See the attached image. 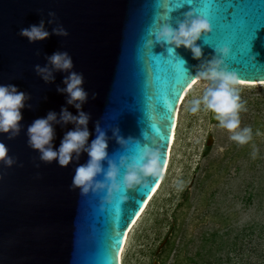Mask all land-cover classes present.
Returning a JSON list of instances; mask_svg holds the SVG:
<instances>
[{"label": "water", "instance_id": "1", "mask_svg": "<svg viewBox=\"0 0 264 264\" xmlns=\"http://www.w3.org/2000/svg\"><path fill=\"white\" fill-rule=\"evenodd\" d=\"M252 2L259 24L264 0ZM189 13L181 9L156 23L154 0H0V85H14L27 97L19 134L11 139V133L0 134L12 161H0V264H121L126 234L167 167L180 100L202 66L219 58L217 48L228 47L225 64L239 82L264 83V26L256 29L249 47L236 43L232 25L221 22L218 31L210 22L207 36L214 37L215 46L201 36L198 59L189 49L156 42L154 34L162 25L176 28ZM41 21L46 39L29 42L20 35ZM61 29L67 34L54 32ZM54 53H67L72 68L56 70L49 60ZM169 61L176 65L177 79L168 73ZM37 66L47 67L52 78L46 82ZM71 72L83 77L87 93L79 109L75 104L80 102L69 104L62 91ZM62 109L88 116L85 149L74 153L66 167L42 161L28 139V127L54 112L51 146L58 149L66 133L78 127L60 120ZM100 132L106 157L85 193L73 186V176L89 162L86 149ZM145 148L160 151L159 174L127 188V170L142 163ZM112 166L118 169L119 190L110 194L107 172Z\"/></svg>", "mask_w": 264, "mask_h": 264}, {"label": "rangeland", "instance_id": "2", "mask_svg": "<svg viewBox=\"0 0 264 264\" xmlns=\"http://www.w3.org/2000/svg\"><path fill=\"white\" fill-rule=\"evenodd\" d=\"M209 83L212 82L196 83L180 106L166 175L159 190L128 234L121 264H153L154 261L158 264H176L180 254V240H183L182 235L185 234L186 240L192 236L194 242L186 245L185 250L181 252V258L189 257L202 264L199 254L206 255L203 250V237L212 229L221 226L218 220L220 218H212L211 213L232 211L235 214L231 222L234 227H238L252 215L251 212L246 214L242 211L241 203L237 199L249 178L248 158L238 159L241 170L237 172L233 168L228 175H222L219 183L216 182L219 175L213 174L214 181L209 180L197 189L194 186L195 180L204 176L203 168L207 164L225 160L226 152L235 145V141L230 139L231 133L219 127L212 119L211 112L205 110L203 105L196 113L191 112V101L202 96ZM247 84L250 83L237 86L241 103L263 100V116L259 122L264 127V85ZM244 111L245 109L241 110L239 114L241 128L244 127ZM261 143H264V138L259 140V144ZM207 147L211 148V152L204 156ZM254 151L256 152L255 148ZM212 192L216 193L215 198H208ZM173 227L178 229L175 235L172 233ZM169 240L174 243L173 248L161 253L162 247ZM213 263L215 264L214 261Z\"/></svg>", "mask_w": 264, "mask_h": 264}, {"label": "clouds", "instance_id": "3", "mask_svg": "<svg viewBox=\"0 0 264 264\" xmlns=\"http://www.w3.org/2000/svg\"><path fill=\"white\" fill-rule=\"evenodd\" d=\"M211 31L209 22L201 17L193 16L189 13L186 18L172 28L168 24L162 25L155 32L156 42L163 41L175 48L184 47L191 50L194 58H200L201 48L197 41L201 36H207ZM56 34L66 35L62 29ZM20 35L27 38L29 42L41 41L49 36L44 29V23L31 25L28 28L20 30ZM219 58L211 60L203 70L197 74L198 80L210 81L207 84L202 96L191 101V112L196 113L201 105L207 111L214 113V119L218 121L219 127L226 129L231 133L230 139L240 145L249 143L253 138L252 128L250 126L240 127V112L244 110V104L241 103L238 84L239 77L235 72L228 70L225 61L229 56V48H217ZM50 63L56 70L68 71L72 68L71 57L67 53H54L50 58ZM37 73L47 82L52 78V74L47 67L37 66ZM83 77L80 74L71 72L65 80L66 87L62 90L69 96L68 103H76L77 109L80 104L86 100L87 93L82 88ZM58 91H60L58 89ZM26 94L18 91L14 85H0V134L11 133L9 139L19 134L20 121L22 120L21 110L25 107ZM56 113L50 112L45 118L35 120L28 127L29 145L40 153L41 160L52 162L55 160L59 166L66 167L73 159V154L79 155L82 149H85L89 132L87 130L88 116L80 112L78 116H72L66 109L61 110L60 120L64 123H75L78 127L69 131L64 136L58 149L54 150L51 142L54 137L52 127L53 121H56ZM99 132V129H97ZM256 135H260L257 131ZM106 141L104 134L100 132L97 138L87 147L89 162L86 165L76 169L73 176V186L80 188L87 193L92 186L93 178L101 171L100 162L106 157ZM255 151L253 156L255 157ZM142 163L129 166L124 178V184L127 188L133 185L142 184V177H154L159 174L161 154L160 151L145 148L140 157ZM0 161L11 164V158L8 157V149L0 142ZM118 169L112 166L107 172V179L111 182L109 193L119 190V185L115 178ZM147 183L143 184L146 187ZM97 188H103V184H97Z\"/></svg>", "mask_w": 264, "mask_h": 264}, {"label": "trees", "instance_id": "4", "mask_svg": "<svg viewBox=\"0 0 264 264\" xmlns=\"http://www.w3.org/2000/svg\"><path fill=\"white\" fill-rule=\"evenodd\" d=\"M242 103L245 109L242 113V125L252 128V140L244 145L235 142V145H232L230 150L226 152L225 160L207 164L202 170L204 176H199L195 180L194 186L197 189L209 180L214 181L213 174L219 175V179H216L218 182L222 175H228V172L233 168L234 171L239 172L241 167L238 164V159L248 158L247 173L249 178L245 181L237 199L241 203L242 211L246 214L251 212L252 215L241 225L234 227L231 222L235 214L232 211L211 213L212 218H220L218 220L221 226L212 229L209 234H205L203 237L205 243L203 250L206 255L199 254V257H202V264H214L213 261L215 264H233L232 262L235 264H264V143L259 144V140L264 138V127L259 122L263 116V108L261 107L263 100L256 103L248 101H242ZM257 131L260 132V135H256ZM254 148L256 149L255 157L253 156ZM210 152L211 148L207 147L204 156H208ZM215 196L216 193L212 192L208 198H215ZM177 230V227H173V235ZM182 237L183 240H180L178 247L180 254H178L176 264H199L192 258H181V252L185 250L186 245L194 242L192 236L189 240H186V234ZM173 246L174 243L169 240L162 247L161 253L170 251Z\"/></svg>", "mask_w": 264, "mask_h": 264}, {"label": "snow or ice", "instance_id": "5", "mask_svg": "<svg viewBox=\"0 0 264 264\" xmlns=\"http://www.w3.org/2000/svg\"><path fill=\"white\" fill-rule=\"evenodd\" d=\"M188 5H191L190 10L187 8ZM154 8V22L156 23L170 20L173 12L187 9V12L206 19L209 24L210 22L216 23L218 31L221 22L232 25L239 37L236 43L243 41L249 47H251V40L256 35V29L264 26V5L260 6V23L257 24L256 6L252 0H154ZM245 11L248 14L241 19ZM205 43L210 47L215 46L214 37L206 36ZM178 63L182 64L181 61ZM175 68L176 65L169 61L167 70L173 79L178 78ZM193 83L195 82L193 81Z\"/></svg>", "mask_w": 264, "mask_h": 264}, {"label": "bare ground", "instance_id": "6", "mask_svg": "<svg viewBox=\"0 0 264 264\" xmlns=\"http://www.w3.org/2000/svg\"><path fill=\"white\" fill-rule=\"evenodd\" d=\"M200 81H203V80H198V79H197L196 81H194L195 83H192V84L188 87V89L185 91V93L183 94V96H182V98H181V100H180V103H179V106H178V111H177V116H176V124H175L174 130H173V134H172V138H171V143H170V147H169V152H168V163H169V158H170L171 148H172V145H173V143H174L175 130H176V127H177V118H178V112H179L180 106H181V104H182L184 98L186 97L187 93L190 91V89H191L196 83H198V82H200ZM244 83H245V82H244ZM244 83L239 82V84H244ZM247 85H253V86H255V85H264V83H258V84H252V83H250V84H247ZM167 168H168V164H167V167L164 169L163 177H162V179H161L159 185L156 187V189H155L154 192L152 193V196H151L150 200L147 202L146 207L144 208V210H142V212L140 213V215L138 216V218L136 219V221L133 223V225H132V226L130 227V229L128 230V232H127V234H126V237H125V240H124V247H123L122 252H121L120 260H121L122 254H123V252H124V248H125V245H126V241H127L128 234L130 233V231L132 230V228L134 227V225L137 223V221L139 220V218L142 216V214L144 213V211H145L146 208L148 207L149 202L152 200V198L154 197V195H155V194L157 193V191L159 190V188H160V186H161V184H162V182H163V179H164V177H165V175H166Z\"/></svg>", "mask_w": 264, "mask_h": 264}]
</instances>
